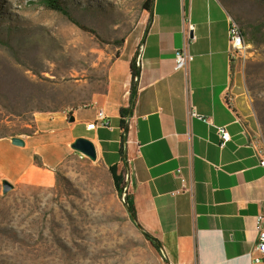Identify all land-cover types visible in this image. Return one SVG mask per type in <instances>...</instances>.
I'll list each match as a JSON object with an SVG mask.
<instances>
[{
    "label": "crops",
    "instance_id": "0c3cea01",
    "mask_svg": "<svg viewBox=\"0 0 264 264\" xmlns=\"http://www.w3.org/2000/svg\"><path fill=\"white\" fill-rule=\"evenodd\" d=\"M230 18L219 0H155L149 27L127 37L109 63L104 89L72 114L75 121L39 117L38 130L16 136L24 146L4 143L0 164L20 179L34 169V157L57 166L70 154L69 139H89L99 161L131 174L137 221L161 243L169 264H257L248 255L257 241L255 217L264 212V168L250 143L260 129L243 108L242 77L229 53ZM189 27L194 59L188 71H175V51ZM139 47L124 130L120 111L130 105V64ZM99 111L109 128L87 129ZM219 127L230 135L224 145ZM182 179L190 192L179 191Z\"/></svg>",
    "mask_w": 264,
    "mask_h": 264
},
{
    "label": "rangeland",
    "instance_id": "374dc122",
    "mask_svg": "<svg viewBox=\"0 0 264 264\" xmlns=\"http://www.w3.org/2000/svg\"><path fill=\"white\" fill-rule=\"evenodd\" d=\"M58 1L69 15L43 0H0V154L38 130L39 117L69 119L90 104L127 37L147 24L144 0ZM219 2L244 33L248 53L234 65L264 136V0ZM73 142L61 164L34 157L20 179L0 164V264H169L130 220L109 168Z\"/></svg>",
    "mask_w": 264,
    "mask_h": 264
},
{
    "label": "built area",
    "instance_id": "2783aa9c",
    "mask_svg": "<svg viewBox=\"0 0 264 264\" xmlns=\"http://www.w3.org/2000/svg\"><path fill=\"white\" fill-rule=\"evenodd\" d=\"M193 30L192 27H189L187 32H185L186 42L183 46V48L175 51V71H188L190 63L193 61L194 57L189 52V42L190 40H194L195 38H190V32ZM228 39H229V53L231 60L233 62L235 61H243L247 56V48L244 41V36L242 29L238 24H236L231 18H230V25L228 28ZM141 56H142V47H139L137 50L136 55V63L137 66H140L141 64ZM192 116L198 117V114L196 113L194 107L192 109ZM107 127L109 128V123L106 122V116L103 111H99L97 114L96 120L92 123L87 124V129L92 130L95 129V127ZM217 133L219 137L222 140V145H224L226 142L230 140V135L227 131H225L224 128H217ZM250 146L254 149L256 152V156L259 159V165L264 168V136L261 132L254 134L253 138L251 140ZM180 173V171H179ZM124 194L123 199L125 195L129 192V187L131 184V174L125 173L124 175ZM183 188L179 191H182L183 189L187 191H191V187H186L185 180L182 179ZM255 229L257 232V241L256 245L253 249V251L248 255L251 260L254 263L257 264H264V212L258 214L255 217ZM162 255L165 256V252L162 250Z\"/></svg>",
    "mask_w": 264,
    "mask_h": 264
},
{
    "label": "trees",
    "instance_id": "16d2710c",
    "mask_svg": "<svg viewBox=\"0 0 264 264\" xmlns=\"http://www.w3.org/2000/svg\"><path fill=\"white\" fill-rule=\"evenodd\" d=\"M43 4L45 7L49 8V9L59 11L65 15H69L67 9L58 0H43ZM154 4H155V0H144L143 1L142 9L144 12H146L148 14L146 28H148L150 23H151L153 10H154ZM243 36H244V33H243ZM244 41H245V39H244ZM245 43H246V41H245ZM130 69H131V75H132L130 105L128 108H123L120 111L121 117H122L121 128H123L124 130L126 129V121L124 120V118H128L132 112V108L134 106V101H135L136 80L138 79L139 73H140L139 70L136 68V56L131 61ZM109 171L111 172V175L113 178L114 187H115L118 195L123 200L124 186H125V183H124L125 172L123 171L120 174H118L117 169L114 166L109 167ZM123 202H124V205L126 207V210H127V213L129 215L130 220L134 223V225L137 227V229L141 232L143 237L149 242V244L152 246V248L155 249L157 252H159L162 255L163 248H162L161 243L155 237H153L150 233H148L146 230H144L141 227V225L138 223L136 210L134 207V202H133L132 197L130 196L129 192L125 195ZM164 258L166 259V257H164Z\"/></svg>",
    "mask_w": 264,
    "mask_h": 264
},
{
    "label": "water",
    "instance_id": "95a60500",
    "mask_svg": "<svg viewBox=\"0 0 264 264\" xmlns=\"http://www.w3.org/2000/svg\"><path fill=\"white\" fill-rule=\"evenodd\" d=\"M75 117L71 115L69 117V122L73 123ZM12 143L15 146H24L25 143L22 139L14 137L12 138ZM72 149L76 152L82 154L83 156L88 157L89 159L95 161L97 160V151L94 143L86 138H77L71 145ZM3 193L7 194L13 190L14 186L9 181L4 180L2 183Z\"/></svg>",
    "mask_w": 264,
    "mask_h": 264
},
{
    "label": "bare ground",
    "instance_id": "6f19581e",
    "mask_svg": "<svg viewBox=\"0 0 264 264\" xmlns=\"http://www.w3.org/2000/svg\"><path fill=\"white\" fill-rule=\"evenodd\" d=\"M124 200V199H123Z\"/></svg>",
    "mask_w": 264,
    "mask_h": 264
}]
</instances>
